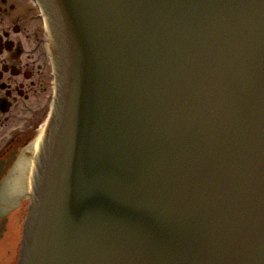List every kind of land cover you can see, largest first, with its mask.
I'll return each mask as SVG.
<instances>
[{
	"label": "water",
	"instance_id": "obj_1",
	"mask_svg": "<svg viewBox=\"0 0 264 264\" xmlns=\"http://www.w3.org/2000/svg\"><path fill=\"white\" fill-rule=\"evenodd\" d=\"M39 1L56 94L16 264H264V0Z\"/></svg>",
	"mask_w": 264,
	"mask_h": 264
},
{
	"label": "flooded vegetation",
	"instance_id": "obj_2",
	"mask_svg": "<svg viewBox=\"0 0 264 264\" xmlns=\"http://www.w3.org/2000/svg\"><path fill=\"white\" fill-rule=\"evenodd\" d=\"M14 11V5L0 0V264L18 259L31 195L22 191L27 186L23 175L34 161L38 167L55 98L53 43L45 44L36 31L24 36L25 14Z\"/></svg>",
	"mask_w": 264,
	"mask_h": 264
},
{
	"label": "rangeland",
	"instance_id": "obj_3",
	"mask_svg": "<svg viewBox=\"0 0 264 264\" xmlns=\"http://www.w3.org/2000/svg\"><path fill=\"white\" fill-rule=\"evenodd\" d=\"M8 3H11L15 6L14 13L18 11H22L25 14L26 23H21L25 27V32L23 33L24 36H27V33H31L36 31L39 38H43L45 40H51L49 33L45 27L44 20L40 19L39 16L40 11L38 7H35L31 0H7ZM50 46V42L47 43Z\"/></svg>",
	"mask_w": 264,
	"mask_h": 264
},
{
	"label": "bare ground",
	"instance_id": "obj_4",
	"mask_svg": "<svg viewBox=\"0 0 264 264\" xmlns=\"http://www.w3.org/2000/svg\"><path fill=\"white\" fill-rule=\"evenodd\" d=\"M42 137V135H39L38 137H37V139L35 140V144H34V146L36 145V150H38V148L40 147V144H41V138Z\"/></svg>",
	"mask_w": 264,
	"mask_h": 264
}]
</instances>
